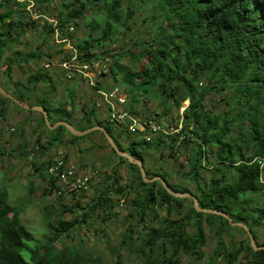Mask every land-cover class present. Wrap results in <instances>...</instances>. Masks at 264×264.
Returning <instances> with one entry per match:
<instances>
[{"label":"trees","instance_id":"16d2710c","mask_svg":"<svg viewBox=\"0 0 264 264\" xmlns=\"http://www.w3.org/2000/svg\"><path fill=\"white\" fill-rule=\"evenodd\" d=\"M56 1L0 0V62L6 67L7 84L3 86L1 78L0 83L4 89L21 102L43 106L52 125L66 121L80 131L104 127L121 150L143 162L149 178L160 176L173 191L196 196L201 208L227 213L234 221L246 224L257 241L256 230L264 228V0H62L53 15L55 23L41 20L45 10ZM30 2L39 15L37 19L28 11ZM140 18L144 26L147 21L150 23L144 36L140 31L137 39L127 42L131 50L118 53V39L122 36L125 41ZM81 19L89 28L85 38H77L76 30L71 31ZM33 29L42 41L36 48L26 43L29 50H16L15 46ZM56 35L60 42H72L77 52L76 64L109 60L111 77L130 99L125 109L131 115L145 120L138 107L143 98L157 89L174 99L178 111L189 101L183 116L178 114L176 120L182 119V129L171 134L161 131L150 141L139 140L109 119L104 121L96 112V104L77 119L74 92L66 106L54 105L46 96L31 101L39 84L55 86L53 73L43 67V61L56 60L57 67L68 74L60 65L71 61L73 54L64 49L66 42L55 43ZM51 43L50 47L56 48L54 53L52 49L45 50ZM9 51L11 55H7ZM125 57L141 66L126 67L122 64ZM33 65L38 69L25 84L12 81L16 67ZM217 97L229 106L226 112L216 114L209 109L217 107ZM9 103L21 112L34 114L0 94L2 115ZM168 114L165 107V115ZM39 115L48 135L46 143L43 136L37 141L40 148H36V153L40 156L50 157V150L89 136L75 137L62 126L50 131L44 116ZM175 127L178 130V125ZM98 133L108 144L104 134ZM66 136L71 141L67 142ZM124 137L129 139L127 145L122 142ZM183 149L189 151L187 163L178 164V174L193 186L194 193L188 186L173 183L171 174L163 168L153 169L146 159L156 152L162 154L164 161L173 158L177 164L178 153ZM167 150L169 156L164 154ZM112 156L118 163L112 174L101 172L103 178L92 186L94 194L88 207L81 208L80 203L61 204L56 213L45 208L48 234L41 245L22 223V209L11 205L7 189L0 188V264H127L122 249L144 264H199L207 244L202 218L211 225H220V240L210 264H264V250L255 252L249 238L248 243L240 246L229 247L224 242V224H230L226 219L199 213L191 199L171 196L159 181L145 183L137 165L113 150ZM46 164L33 163L43 184L48 178L44 174ZM124 166L129 172L126 178L121 175ZM27 185L30 197L35 196L37 183L30 180ZM45 185L44 195L52 194V190L57 191L58 198L66 194L55 183ZM188 202L191 207L185 213L183 208ZM125 205L129 208L124 219L126 229L120 247L111 248L113 259L81 256L78 247L66 245L72 233L83 226L117 220L121 216L117 210ZM163 212L167 215L164 218ZM66 214H71L72 219L68 220ZM212 216L221 219L222 224ZM191 227L194 232L189 231ZM105 233L103 230L102 234ZM185 258L190 261L187 263Z\"/></svg>","mask_w":264,"mask_h":264},{"label":"rangeland","instance_id":"374dc122","mask_svg":"<svg viewBox=\"0 0 264 264\" xmlns=\"http://www.w3.org/2000/svg\"><path fill=\"white\" fill-rule=\"evenodd\" d=\"M61 1L62 0H57L56 2L50 4L49 9L45 10L40 19H47L51 23L55 21L53 15L58 12ZM45 7L46 6L43 8ZM31 11L30 12L32 13L33 19L39 18V15L35 13L36 9H34V7L31 8ZM149 25L150 23L147 21L144 26V20L143 18H140L137 25L133 26V32H130V35H128L125 41L122 40V36L118 39V42L115 45L117 47V52H127L131 50V44L127 45V42L132 38L134 40L137 39V37H139L143 32L144 33L141 34V36H144ZM72 28L73 30H76L75 35L77 38H85L89 34V28L86 26L85 19L79 20L78 24H75ZM138 31L139 33H137ZM41 41L42 37L37 35L33 29L24 35V37L21 39V43L15 46V49L18 51H24L29 48L27 45H29L30 48H36ZM54 41L56 44L60 43L57 41V37H55ZM70 43H66V46L64 47L66 51L71 50L73 44L71 46ZM50 45L53 46L52 43L47 45L45 47L46 51L52 49ZM55 50L56 48H53L50 51L54 53ZM117 52L115 51L114 53ZM11 53L12 51H9L7 55H11ZM51 62H49L47 59L42 62V65L46 70H49L53 73L55 78V86L51 87L46 84H39L37 86V91L33 93V98L31 101H35L36 97L46 96L52 100L54 105L61 104L66 106L70 99L71 92H74L76 118H81L84 112L89 110L92 106H95L93 92L87 84V81L79 77L69 79L67 74L62 72L61 69L57 67L56 60H54L52 63ZM111 63H113L112 59ZM122 64L130 69H138L141 66L140 63L134 62L130 57L123 58ZM46 65H49V67L46 68ZM94 67H97V69L99 68L98 66ZM5 68L6 67L3 62H0V78L3 86H6L7 84L6 78L4 76ZM36 69H38L37 65L23 68L16 67L12 75V81L14 83L19 82L21 84H25L28 76ZM217 100V107L209 106V109L215 111L216 114L226 112L229 109V106L226 104V102H222L221 99L219 100L218 97ZM188 105L189 101L183 103L182 107L178 111L174 99L164 96L157 89L152 91L148 97L142 99L141 104L138 107V111L145 121L154 120L161 122L167 130L169 128H175L177 125L176 120L178 114L181 115L182 109L188 107ZM165 107L169 110L168 115H165ZM68 109L71 108L69 107ZM96 112L98 115L105 114V112L100 111L97 106ZM105 118L106 115L103 116L104 121ZM179 125L180 124H178V127L180 128ZM12 128L15 129V131L12 132L10 136H7L6 132H10ZM169 131L173 132V130ZM40 136H43V143H46L48 135L46 132H44V128L40 123L39 113L34 112V114H29L28 112H21L10 103L6 105V112L4 115H2L0 112V188L7 189L8 202L11 205L22 209L20 214L21 221L27 227V229L32 234H34L35 239L39 241L37 245L44 244L48 234L45 222V208H49L51 213H56V211L60 209L61 204L74 206L77 203H80L81 208L88 207L94 194L92 186L103 178L104 173L101 172L112 174V168L118 163V159L112 156V149L107 146L108 144L104 140L102 134L93 132L89 134L87 138L75 143L66 136V141L69 142L70 140L71 142L50 150L49 155L52 157L54 154H57L58 151H62L67 155L69 163L75 164V167L80 172H84V168L92 167L101 171L100 175L94 180L93 185L88 191L79 192L75 195H72V193H66L62 198H58L56 190H52V194L44 195V189L46 185L42 182H39L40 177L33 166L34 162H47L49 157L40 156L38 153H36V148H40L37 147V141ZM122 142L124 145H127L129 143L128 137H124ZM188 152L189 151L185 152V149H183L180 153H178L179 156H177V158H179V163L177 164L174 162L175 160L173 158H165L164 161V159L161 158L163 157L161 156L162 154L156 152H151V154L148 155L150 158L146 159L148 161V165H152L153 169L163 168L171 174V181L173 183L188 186L192 193H194L193 186L183 181L178 174V164L187 163L186 156L188 155ZM164 154L169 156L170 151L167 150ZM190 154H192V152ZM44 174L46 175L45 171ZM121 175L123 178L128 177L129 172L126 166L121 168ZM206 176H210L208 172ZM30 180L35 181L38 186L37 194L33 197H30L28 192L27 184ZM123 202L124 201H122V204ZM190 207L191 203H186L184 205L183 211L187 213ZM117 211L121 212V216L117 220L109 221L106 225H102L98 222L92 226H83L80 230L72 233V235L66 240V245L69 247H78V253L81 256L93 255V257H104L105 259L109 260L113 259L114 257L111 248L120 247L123 237L122 235L126 229L124 219L129 213V208L125 205L124 208H119ZM161 214L162 218L167 216L166 212ZM65 217L68 220L72 219L71 214H66ZM54 218L55 217H53V219ZM212 218L216 219L219 224H222L221 219L216 218V216H212ZM202 222L207 244L203 250L205 257L204 259L200 260L199 264H210V258L214 255L220 240V236H218L220 225H211L206 218H202ZM224 225L225 231L227 233L222 235V239L224 242L228 243L229 247H231L232 244L240 246V244L244 242L248 243V236L241 228L227 223ZM103 230L106 231L105 235L102 234ZM189 231L194 232V227H191ZM256 233L258 235L257 241L259 245H263L264 228L257 229ZM31 245L36 246V243H31ZM121 252L123 261L127 264H144L140 259L131 255L128 251L122 249ZM185 261L188 263L190 260L185 258Z\"/></svg>","mask_w":264,"mask_h":264},{"label":"built area","instance_id":"2783aa9c","mask_svg":"<svg viewBox=\"0 0 264 264\" xmlns=\"http://www.w3.org/2000/svg\"><path fill=\"white\" fill-rule=\"evenodd\" d=\"M18 1L25 2L27 0ZM30 3L28 6L29 11L34 6L33 2ZM53 22L55 23V21ZM71 31H73V28H71ZM61 42L70 43L71 41L63 40ZM70 44L72 46V43ZM70 51L73 54L72 60L64 62L60 67L68 72L67 76L69 79L79 77L87 81V84L93 88L95 104L100 111L105 112V114H100L102 119L106 115L105 120L109 119L111 124H115L116 127H123L131 135H136L138 138L140 137V139H146L147 141H150L152 137L161 131H164L166 134H171L179 132L182 129V119L180 122H176L177 125L180 124L178 130L176 127L173 129L168 127L169 129L166 130L164 125L158 121H145L139 116L131 115L125 109L129 102L128 95L123 89L117 86L111 77L109 60L105 59L104 61L92 64L79 65L76 64L77 52L73 46ZM94 66H98L99 68L97 69ZM47 67L49 65H46ZM186 108L182 109L181 116ZM169 130H173V132ZM14 131L15 129L12 128L10 132H6V135L10 136ZM75 166V164L69 163L68 157L64 152L58 151L57 154L47 159L45 171L48 178L44 183H55L56 187H61L65 193H72V195L88 191L101 171L92 167H83L84 172H80Z\"/></svg>","mask_w":264,"mask_h":264},{"label":"water","instance_id":"95a60500","mask_svg":"<svg viewBox=\"0 0 264 264\" xmlns=\"http://www.w3.org/2000/svg\"><path fill=\"white\" fill-rule=\"evenodd\" d=\"M0 94L2 96H4L5 98H8L9 100H11L12 102H14L16 105H18L19 107H21L22 109L26 110V111H33V112H37L40 113L44 116V121L45 124L47 126V128L50 131L56 130L57 128H59L60 126L65 127L69 133H71L73 136L75 137H85L93 132H101L104 134L109 146L112 148V150L121 158L127 159L129 161L130 164L132 165H137L140 169L141 172V176L144 180L145 183H155V182H160L164 189L173 197L177 198V199H191L193 201V205L194 208L196 209V211H198L199 213H203V214H211V215H216V216H220L224 219H226L230 225L235 226V227H239L241 229H243L246 233L247 236L250 240V244L251 247L253 248V250L255 252L257 251H262L264 250V245H258L251 229L244 223L241 222H236L234 221L230 215H228L227 213L221 212V211H217V210H213V209H203L200 207L199 204V200L197 199L196 196H194L191 193H181V192H175L173 191L167 181L158 176V177H154V178H149L147 175V171L145 169V166L143 164L142 161L132 157L128 152L121 150L115 140L111 137V135L108 133V131L102 127V126H96L94 128L88 129L86 131H80L78 129L75 128V126H73L71 123L66 122V121H59L57 123H55L54 125H52L50 119H49V114L47 112V110L43 107V106H38V105H30L28 103H24L21 102L20 100H18L15 96L11 95L10 93H8L4 87L1 85L0 83Z\"/></svg>","mask_w":264,"mask_h":264}]
</instances>
